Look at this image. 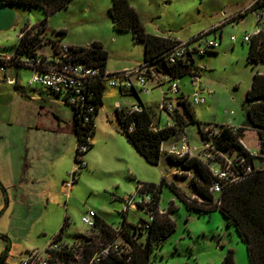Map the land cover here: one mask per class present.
Instances as JSON below:
<instances>
[{
	"label": "rangeland",
	"instance_id": "rangeland-1",
	"mask_svg": "<svg viewBox=\"0 0 264 264\" xmlns=\"http://www.w3.org/2000/svg\"><path fill=\"white\" fill-rule=\"evenodd\" d=\"M112 1L72 0L67 7L49 16L48 28L42 37L44 46L39 52H52L48 40L78 46L100 41L109 52L108 72L117 73L142 65L145 46L136 42L131 32L114 28L109 13ZM129 1L140 13L149 33L186 41L223 22L227 16L248 8L254 0ZM45 16L41 7L0 3V53H3L0 55H12L22 29L29 24L34 32L35 24ZM257 27V13L249 11L243 20L233 19L195 42L196 45L201 42L204 47L207 40L222 37L221 45L213 50L216 52L195 55L202 81L212 91V94L206 93V103L192 102L195 88L190 74L178 79L181 87L178 93L170 89L168 82L161 87L149 83L150 92L141 90L136 82L138 96L131 92L123 94L118 87L107 85L104 103L95 118V146L84 156L95 168L80 169L75 162L77 139L69 126L73 112L63 98H51L39 92L44 88L40 84L29 86L28 81L33 76L31 68L9 65L6 72L0 73V150H15L17 141L24 139L26 132L32 129L31 144L43 154L37 165L44 173L41 181L23 184V190L0 185V259L9 243L5 264H24L32 252L46 256L48 245L67 217V237L63 234L62 239H58L59 246L79 256L87 239L100 232L99 228H90L83 216L93 209L108 224L119 227L124 219L123 199L137 193L138 181L159 184L164 176L176 182L190 198H201L192 185L193 170L182 176L183 169L165 155L159 165H153L136 151L119 130L117 104L124 106L141 101L154 115V121L158 122L161 116L159 124L164 125L172 118L160 109L162 90L174 101L184 93L192 102L203 130L209 124L231 122L241 126L246 119V93L252 86L253 74L256 70L264 71L263 63L253 65L248 61L250 43L244 42V36L253 34ZM232 35L237 37L236 41L231 40ZM12 76L16 80L11 84ZM35 88L39 91H34ZM36 124L41 128H30ZM184 130L190 143L201 148L203 141L198 125L190 124ZM259 140L258 133L252 130L243 137L244 143L252 149H258ZM23 149L26 150V146ZM51 150H62V153L52 156ZM199 154L202 152L197 150L192 156ZM131 166L137 171L136 179L129 174ZM76 169H79L77 182L67 193L66 181L72 179ZM171 201L178 208L174 214L177 229L166 242L157 245L150 264H227L225 259L230 251L234 252L236 264H250L247 244L220 210L211 213L190 210L168 185H164L161 208L168 209ZM148 217L141 209H130L126 214L128 221L135 225Z\"/></svg>",
	"mask_w": 264,
	"mask_h": 264
},
{
	"label": "trees",
	"instance_id": "trees-1",
	"mask_svg": "<svg viewBox=\"0 0 264 264\" xmlns=\"http://www.w3.org/2000/svg\"><path fill=\"white\" fill-rule=\"evenodd\" d=\"M72 0H0L1 4L17 3L27 7H41L45 10L46 16L40 22L35 24L34 32L30 30L31 25L27 24L21 31L19 43L15 47L11 60L6 64L17 67H27L21 62V58L37 57L41 54L39 48L44 46L42 37L48 28L49 16L67 7ZM264 7V1L256 4L251 10ZM113 26L118 31H128L133 34L136 42H142L145 45V61H152L153 64L162 65L164 58L162 55L174 46L178 40L170 37H164L149 33L142 21L140 13L132 6L129 0H113L109 8ZM239 15L234 20L242 17ZM220 29V26L219 28ZM53 47H57L61 42L48 40ZM47 42L46 44H49ZM75 50L81 53L82 61L98 65L102 71H107V62L109 52L104 48L100 41H94L88 46L72 45ZM216 51H208L214 53ZM205 53V54H207ZM204 55V54H202ZM248 61L253 65L264 64V31L255 36L250 43ZM164 66L170 70L174 77L182 78L185 75L193 73L194 70L201 68L196 65V61L189 65L178 63L172 66ZM107 85L99 82L96 85V94L92 102L95 105L92 119L86 127L80 125L79 109L74 105L67 103L74 113L73 131L77 138V148L75 151V162L80 163L79 156L88 153L94 143L93 137L96 130L95 118L103 105V95ZM121 92H123L121 90ZM135 95H138L134 93ZM59 97V96H58ZM144 110L142 112L127 115L124 109H117V116L120 124V131L127 137L128 141L136 148V150L151 164L159 165L162 158L161 145L162 142L171 138L177 129H185L188 125L198 124L199 131L204 136L202 123L195 117V112L190 103L183 102L185 105V116L176 114L173 117L177 127L163 128L154 131L151 125L154 124V116L151 111L140 101ZM246 119L244 123L234 128L229 125H220L221 131L217 139L218 146L226 153L238 151L239 154L248 158L253 163V157L248 149L241 143L246 132L249 129L257 131L259 136L260 151L264 153V72L256 70L253 74L251 88L246 93ZM137 121L134 130L129 131L128 126L131 120ZM156 124V123H155ZM158 125V124H157ZM90 136L91 140H87ZM88 143L87 151L81 153L80 145ZM177 167H181L184 173L194 171L192 185L198 196L201 198H190L174 181H168L166 177H162L161 182H138L139 185L145 187V191L151 192L154 196L151 209L155 213V220L150 227L143 228L129 222L126 215L118 228L108 224L103 219L97 217L95 228H99V234L93 238H88L86 245L83 247L80 255L77 256L68 249L50 250L51 257L47 264H150L151 257L155 252L157 245H162L176 231L177 223L174 214L177 206L171 201L169 208L163 212L160 210V201L163 186L168 185L176 197L183 202L188 209L203 213H211L220 210L226 217L228 224L233 225L240 238L247 244L248 256L250 264H264V170H255L245 179L233 185L224 188L220 194V202L211 192L210 188L213 184V176L209 166L198 157L187 156L183 159L174 157L167 158ZM145 219H141L140 223H144ZM69 224L68 217L65 219L59 233L54 236L53 240L57 241L63 237L66 227ZM117 239H123L130 246L127 253L117 254L111 253L101 261H93L95 254L104 246L114 242ZM100 241V242H99ZM102 243V244H100ZM227 264H236L234 260V252L226 257ZM2 264H5V259Z\"/></svg>",
	"mask_w": 264,
	"mask_h": 264
},
{
	"label": "built area",
	"instance_id": "built-area-1",
	"mask_svg": "<svg viewBox=\"0 0 264 264\" xmlns=\"http://www.w3.org/2000/svg\"><path fill=\"white\" fill-rule=\"evenodd\" d=\"M264 0H254L252 4L246 9L251 10L256 4L262 3ZM246 10L240 11L243 14ZM257 13L258 27L253 34H246L244 41L251 43L253 38L264 31V7L254 10ZM239 15L237 12L234 15L227 16L224 22L232 21ZM220 25L213 26L209 30L202 32L197 37L190 40H178V42L167 50L162 57L166 65L172 66L174 64L183 63L191 65L195 60V55L205 54L208 51L216 50L221 45L218 38L207 40L206 46L199 42L204 36H207L213 31H216ZM237 37L232 35L231 40L236 41ZM81 53L75 50L70 44L60 43L57 47L52 48L51 53H41L37 57H22L21 62L33 70V76L29 79L28 85L33 86L40 84L51 93L63 98L65 103H70L79 109L80 125L86 127L92 119L93 112L95 111V105L92 102L95 97L96 85L99 82L106 85L118 87L123 92H131L138 94L136 87L140 85L141 90L150 92L151 88L149 83H154L156 86L161 87L165 83H170V89L176 93L181 90L179 78L173 76L170 70H167L162 65H155L152 61H145L142 65L120 71L117 73H111L102 71V68L98 65L91 64L87 61H82ZM11 60V55L0 56V73H4L7 70V62ZM193 77L194 92L192 93V102L194 104H201L207 102L206 93L212 94L210 88L205 85L201 78V71L194 70L191 73ZM14 82V78L13 81ZM163 92L162 102L160 109L166 111L172 118L164 125L152 124L151 128L154 131H158L163 128L177 127L176 121L173 117L178 113L185 116V105L183 102H188L192 105L189 97L184 93L174 101L172 98L167 97V93ZM127 115L142 112L144 106L137 103L131 107L125 108ZM137 126V121L132 119L128 130L132 131ZM220 125L209 124L204 128V136L202 137L203 144L201 148L196 145H192L188 140L187 134L184 129H177L176 133L172 136L173 139L170 143L166 141L162 142L161 151L162 154L168 157H174L183 159L187 156L193 157L195 151L200 150L202 154L198 157L203 160L210 168L213 176V184L210 188L211 192L215 195L218 202H220V194L225 187L238 183L245 179L255 170H264V153L260 150H251L244 143L243 139H240L241 143L248 149L253 157V163L248 161V158L239 154L238 151L233 153H226L220 149L217 143V139L220 135ZM87 140H91L88 136ZM88 143H82L80 145V152L83 153L88 149ZM85 155H80L79 168H85L88 162L84 158ZM79 174V169L74 170L71 180L66 181L67 193L70 188L77 182L76 176ZM182 174V172H181ZM154 196L151 192L145 191L143 185H139L137 193L130 195L123 199L124 210L123 214L126 215L130 209H141L148 213V219H145L144 223H140L143 228H148L154 222L156 216L151 205L153 203ZM97 212L90 209L84 216L83 221L90 227L94 228L97 223ZM62 239V238H61ZM49 250L45 251L46 256H39L36 252H32L29 258L26 259L24 264H47L48 259L51 257L50 250H62L59 246L58 240H52L49 244ZM131 246L123 239H117L114 242L102 247L93 257V261H101L104 257H107L111 253L123 254L129 252ZM47 249V248H46Z\"/></svg>",
	"mask_w": 264,
	"mask_h": 264
},
{
	"label": "crops",
	"instance_id": "crops-1",
	"mask_svg": "<svg viewBox=\"0 0 264 264\" xmlns=\"http://www.w3.org/2000/svg\"><path fill=\"white\" fill-rule=\"evenodd\" d=\"M252 4V2L250 3V5ZM249 5V6H250ZM247 8H245L244 10H246ZM243 11V10H241ZM249 11H253V10H246L242 17H240L239 19L237 20H243L245 15L249 12ZM240 12V11H239ZM51 16V15H50ZM228 22H232V21H227V22H222L220 21L217 25H220V28H222L224 25H226V23ZM216 26V25H215ZM161 36V35H159ZM164 37H167V36H164ZM221 37V36H220ZM170 38H173V37H170ZM222 38V37H221ZM174 39H177V38H174ZM177 40H180V39H177ZM237 40V39H236ZM245 42V41H244ZM91 44V43H90ZM88 44V45H90ZM144 44V43H143ZM88 45H85V46H88ZM145 46V45H144ZM105 48V47H104ZM0 54H3V53H0ZM1 56V55H0ZM108 63V62H107ZM107 67V66H106ZM264 72V71H262ZM13 78H14V81L16 80V77H11L9 79V83H13ZM156 87V84H154ZM34 91H39L38 89H33ZM39 92H44L48 97H55L57 99H59L60 97H58L57 95L51 93L50 91H48L46 88H43L41 91ZM123 94H127L129 92H122ZM138 96V95H137ZM46 99V98H45ZM140 102V101H139ZM139 102H136V101H132L130 104H126V105H121L120 103L117 104V109H125V108H128V107H131ZM104 103V102H103ZM145 105V104H144ZM146 106V105H145ZM146 108H148L146 106ZM116 109V110H117ZM149 109V108H148ZM73 112V110H72ZM116 115H117V111H116ZM153 115V114H152ZM154 116V115H153ZM161 116L159 117V120L158 122H155L156 124L160 125L159 123L161 122ZM117 119H118V116H117ZM169 121V120H168ZM167 121V122H168ZM119 122V120H118ZM73 124H74V113L72 115V120H71V123H70V128H71V131L72 133L75 135L74 131H73ZM198 125V124H197ZM224 125H229V126H232L234 128H238L237 126H234L231 124V122H228L227 124H224ZM37 128V129H40L41 127L39 126V124H36V125H31L30 128ZM240 127V126H239ZM199 128V127H198ZM119 130H120V124H119ZM252 131L256 132V130L254 129H251ZM251 130H248L246 132V134L248 132H251ZM122 133V132H121ZM200 133V131H199ZM123 134V133H122ZM201 134V133H200ZM246 134L244 137H246ZM124 135V134H123ZM32 136H33V130L30 129L26 132V137H28L29 139L28 140H25L22 139L21 141H17L18 144H17V147H15V150H0V185H2V187L6 186L8 188H14L15 190H23V184H26V183H30V182H36L37 180L41 181L44 177V173H43V170L40 166L37 165L38 161H39V157L43 156L42 152L40 150H36V148L32 147V144H31V140H32ZM76 136V135H75ZM126 137V136H125ZM202 137V135H201ZM127 138V137H126ZM77 139V138H76ZM243 139V138H242ZM128 140V139H127ZM168 140V139H167ZM167 140L166 143H167ZM129 142V141H128ZM130 143V142H129ZM131 144V143H130ZM22 145V146H21ZM132 145V144H131ZM20 146L22 148H20ZM23 146H26V150L23 149ZM95 145H93L92 149L94 148ZM133 146V145H132ZM134 147V146H133ZM248 147V146H247ZM135 148V147H134ZM249 149L251 150H260V144L258 142V149H252L250 147H248ZM136 149V148H135ZM52 152V156L53 155H60L62 152V150H51ZM137 151V150H136ZM48 153V150L46 151ZM138 152V151H137ZM139 153V152H138ZM140 154V153H139ZM133 155V154H132ZM141 155V154H140ZM142 156V155H141ZM133 157V156H132ZM143 157V156H142ZM162 160V158H161ZM147 161V160H146ZM148 162V161H147ZM161 162V161H160ZM87 166H91L92 168L94 166L93 162L90 161L88 162V165ZM129 171V174L130 176H132L134 179L137 178V171L136 169L131 166L129 167L128 169ZM138 182H146V181H138ZM114 186L117 185V183H113ZM5 188V187H4ZM160 204H161V201H160ZM160 208H161V205H160ZM167 209H164V208H161V211H166ZM175 217V216H173ZM100 218V217H99ZM128 220V219H127ZM130 222V221H129ZM120 225V224H119ZM114 227H118L117 226H114ZM57 235V234H56ZM55 235V236H56ZM64 235L65 237H67V235L65 234L64 232ZM49 246V245H48Z\"/></svg>",
	"mask_w": 264,
	"mask_h": 264
},
{
	"label": "water",
	"instance_id": "water-1",
	"mask_svg": "<svg viewBox=\"0 0 264 264\" xmlns=\"http://www.w3.org/2000/svg\"><path fill=\"white\" fill-rule=\"evenodd\" d=\"M10 247H11V243H9V246H8L7 250L4 252L3 256L1 257V259H0V264L3 263V261H4L5 257H6V255L8 254V252H9V250H10Z\"/></svg>",
	"mask_w": 264,
	"mask_h": 264
}]
</instances>
